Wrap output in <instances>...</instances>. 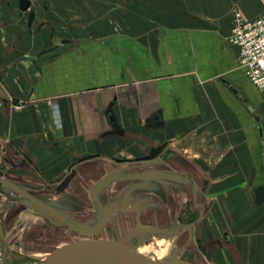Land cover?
<instances>
[{
	"label": "crops",
	"instance_id": "obj_1",
	"mask_svg": "<svg viewBox=\"0 0 264 264\" xmlns=\"http://www.w3.org/2000/svg\"><path fill=\"white\" fill-rule=\"evenodd\" d=\"M9 4L7 21L23 12ZM32 6L36 35L0 24L3 80L20 101L0 105V175L51 209L35 192L96 209L85 223L98 216L113 235L180 227L171 254L189 264H264V90L229 42L235 12L258 17L264 0ZM48 25L58 41L41 35Z\"/></svg>",
	"mask_w": 264,
	"mask_h": 264
},
{
	"label": "rangeland",
	"instance_id": "obj_2",
	"mask_svg": "<svg viewBox=\"0 0 264 264\" xmlns=\"http://www.w3.org/2000/svg\"><path fill=\"white\" fill-rule=\"evenodd\" d=\"M12 1H14V5L19 3V0H0V5L3 6V9L8 10L10 8L9 3ZM38 1L42 2L44 0H36L34 4ZM32 9L35 10L33 6ZM7 13L10 17H8L9 20H13L15 34L16 30L22 28L28 29L27 31L31 33V36L36 35V24L31 29L28 26L27 12L20 13L16 8L14 12L8 11ZM18 16H22L20 21L17 19ZM5 20L4 17L0 18V24L11 26L9 20H6L7 22ZM43 32L41 35H45L51 42L58 41L63 35L54 26L50 25ZM51 33H55L52 40L49 39ZM79 36L80 39L86 37L83 34ZM1 64L0 105L16 103L14 104V109H16L20 105L18 103L20 101L11 98L10 91L5 87L6 83L3 80L5 72ZM144 176L141 179H144ZM35 194L44 200L49 199L48 201H51L49 204L56 209L50 208L48 210L44 206H38L7 187L0 185V261L2 264H43L52 253L62 248L85 241L112 237L117 238L137 252L143 250L145 256L151 257L159 264H189L183 260L181 252L177 251L171 254L172 238L170 234L172 235V232L177 234L180 227L158 226L145 228L134 222L133 228L128 227L125 231L113 235L109 232V229L104 227L102 219L100 222L98 216L90 220V223H85L90 214L96 215V209L94 211L89 210L88 214L85 209L70 210V204L58 202L63 197L62 195L55 193L48 195L38 192H35ZM54 197L57 198L52 200ZM91 222L94 223L91 224ZM179 244L182 246L181 243ZM193 264H197V262Z\"/></svg>",
	"mask_w": 264,
	"mask_h": 264
},
{
	"label": "water",
	"instance_id": "obj_3",
	"mask_svg": "<svg viewBox=\"0 0 264 264\" xmlns=\"http://www.w3.org/2000/svg\"><path fill=\"white\" fill-rule=\"evenodd\" d=\"M19 8L21 11L27 12L28 26L32 27L37 17L36 11L32 9V2L30 0H19ZM44 25L45 23H41L38 29L42 28ZM163 147L164 145L152 149L151 155L154 157L159 155ZM0 185L7 187L38 206H44L50 209L44 201L1 175ZM255 193L256 203H263L264 186L258 187ZM110 259H126L137 264H158L151 258L131 249L123 242L105 239L85 241L57 250L52 253L43 264H93Z\"/></svg>",
	"mask_w": 264,
	"mask_h": 264
},
{
	"label": "built area",
	"instance_id": "obj_4",
	"mask_svg": "<svg viewBox=\"0 0 264 264\" xmlns=\"http://www.w3.org/2000/svg\"><path fill=\"white\" fill-rule=\"evenodd\" d=\"M32 4L36 0H30ZM229 42L238 50L240 67L250 82L264 90V13L255 18H245L235 12Z\"/></svg>",
	"mask_w": 264,
	"mask_h": 264
},
{
	"label": "bare ground",
	"instance_id": "obj_5",
	"mask_svg": "<svg viewBox=\"0 0 264 264\" xmlns=\"http://www.w3.org/2000/svg\"><path fill=\"white\" fill-rule=\"evenodd\" d=\"M143 251V250H142ZM142 251H140L139 253L142 255H146L144 254ZM149 257V256H147ZM150 258V257H149ZM154 261V260H153ZM157 263V262H156ZM0 264H2V262L0 261ZM70 264V263H69ZM72 264V263H71ZM93 264H137L133 261L130 260H126V259H110V260H105L102 262H97V263H93ZM159 264V263H158Z\"/></svg>",
	"mask_w": 264,
	"mask_h": 264
}]
</instances>
